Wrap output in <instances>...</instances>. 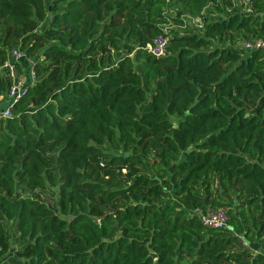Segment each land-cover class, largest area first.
Here are the masks:
<instances>
[{"label":"trees","instance_id":"obj_1","mask_svg":"<svg viewBox=\"0 0 264 264\" xmlns=\"http://www.w3.org/2000/svg\"><path fill=\"white\" fill-rule=\"evenodd\" d=\"M231 1L0 0V68L37 56L0 120V264H264V53L234 47L264 39V0Z\"/></svg>","mask_w":264,"mask_h":264},{"label":"built area","instance_id":"obj_2","mask_svg":"<svg viewBox=\"0 0 264 264\" xmlns=\"http://www.w3.org/2000/svg\"><path fill=\"white\" fill-rule=\"evenodd\" d=\"M232 6L224 8V13L221 15L222 18H225L227 15L232 14V9L238 7L239 9L242 5H250L249 0H232ZM251 13L248 12L247 14ZM204 17L202 11L201 14ZM203 17L201 18H191L184 17L182 18L183 23L188 25L190 31H202L203 30ZM202 21V22H201ZM187 29V28H186ZM169 40L168 37L160 34L154 37L151 43L147 44L143 49L154 59L163 58L166 55L168 48ZM245 51H261L264 53V39H255L247 41L244 45ZM24 55L18 50L13 49L8 53V57L2 67V71H5L6 76L10 79V87L8 88L7 99L9 100V105L3 110H0V120H8L12 117L11 108L17 103L26 93V84L24 80L21 79L17 74L16 65L23 59ZM31 79L33 81V73H31ZM101 165V164H100ZM102 166V165H101ZM198 213L199 220L201 224L206 228L211 229H223L227 227V213L223 208H218L214 211H209L205 214Z\"/></svg>","mask_w":264,"mask_h":264},{"label":"rangeland","instance_id":"obj_3","mask_svg":"<svg viewBox=\"0 0 264 264\" xmlns=\"http://www.w3.org/2000/svg\"><path fill=\"white\" fill-rule=\"evenodd\" d=\"M250 8H251V6L249 5V6H247V5H242V7L239 9L240 10V14L241 15H245V14H247L248 12H250ZM165 12H166V15H169V16H171V17H173L174 16V12L172 11V10H165ZM216 11H213L210 7H205V9L203 10V13H204V17H203V20H206L207 22H212V21H214L215 20V18L217 17V15H216V13H215ZM182 18V17H181ZM183 18H184V16H183ZM202 22V21H201ZM170 25H171V23H170ZM170 28H173V25L172 26H163V29H164V31L166 32V33H168L169 32V30H170ZM248 40H240V41H238L237 43H235L234 44V47H236V48H241V49H244V45L246 44V42H247ZM228 45V44H227ZM14 49H17V47L16 48H14ZM13 50V49H12ZM11 50V51H12ZM10 52V51H9ZM22 53V52H21ZM23 54V53H22ZM123 55H125V52L123 51V50H121V51H118V52H115V53H112V56H111V58H112V60L113 61H118ZM37 60V56L35 55V56H33V57H30L29 59H27V61L26 62H24V64H27V63H29V62H35ZM16 67H17V65H16ZM1 70V69H0ZM17 75L21 78V79H23L24 80V83L26 84V86H27V81L25 80L26 78H28V79H31V73L30 72H28V71H26L25 73H24V71L21 69V67H17ZM4 94H2V95H0L1 96V98H0V108H3V106H4V103H8L9 102V100L8 99H6V98H4V96H3ZM1 110V109H0ZM170 120H171V122L173 123V125H174V127H176V125H177V123H178V120H177V118L175 117V116H172V117H170ZM105 148H107V151L109 152V153H111V154H114V155H120L121 153H122V150H117V149H115V148H113V147H105ZM127 154L129 155V156H132L133 155V150L132 149H129L128 151H127ZM182 159H184V155H181V157H180V160H182ZM145 165V166H144ZM137 167V169H138V171H140V172H144V173H146L148 176H150V177H153L154 176V172H155V170L157 169V164H156V162H155V160H153V159H144L143 160V162H142V164L141 165H138V166H136ZM128 172H129V169L128 168H126V167H124V168H121L120 170H119V179H125V177L127 176V174H128ZM233 201H234V199H232ZM216 209H218V208H216ZM224 209H226L227 210V208H224ZM214 211V210H213ZM237 238L238 239H241L242 237H240V236H237ZM242 246L243 247H245V243L244 242H242Z\"/></svg>","mask_w":264,"mask_h":264},{"label":"crops","instance_id":"obj_4","mask_svg":"<svg viewBox=\"0 0 264 264\" xmlns=\"http://www.w3.org/2000/svg\"><path fill=\"white\" fill-rule=\"evenodd\" d=\"M17 67H21V69L24 71V73H25L26 71L32 73L31 70L29 71V69H28V65H27V64H24V62H22V61H20V62L17 64ZM17 67H16V70H17ZM17 72H18V71H17ZM25 80L27 81V85L32 83V79H28V78H26ZM0 98H1V96H0Z\"/></svg>","mask_w":264,"mask_h":264}]
</instances>
